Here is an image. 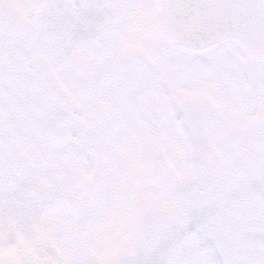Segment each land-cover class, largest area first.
<instances>
[{"label": "snow or ice", "instance_id": "obj_1", "mask_svg": "<svg viewBox=\"0 0 264 264\" xmlns=\"http://www.w3.org/2000/svg\"><path fill=\"white\" fill-rule=\"evenodd\" d=\"M0 264H264V0H0Z\"/></svg>", "mask_w": 264, "mask_h": 264}]
</instances>
